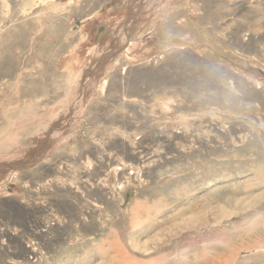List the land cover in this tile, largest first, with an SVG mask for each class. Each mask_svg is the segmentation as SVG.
I'll use <instances>...</instances> for the list:
<instances>
[{
  "label": "rangeland",
  "instance_id": "1",
  "mask_svg": "<svg viewBox=\"0 0 264 264\" xmlns=\"http://www.w3.org/2000/svg\"><path fill=\"white\" fill-rule=\"evenodd\" d=\"M0 264H264V0H0Z\"/></svg>",
  "mask_w": 264,
  "mask_h": 264
}]
</instances>
